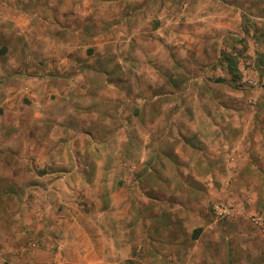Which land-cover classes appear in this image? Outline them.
Returning a JSON list of instances; mask_svg holds the SVG:
<instances>
[{"label":"rangeland","instance_id":"1","mask_svg":"<svg viewBox=\"0 0 264 264\" xmlns=\"http://www.w3.org/2000/svg\"><path fill=\"white\" fill-rule=\"evenodd\" d=\"M9 184L15 261L264 264V0H0Z\"/></svg>","mask_w":264,"mask_h":264},{"label":"crops","instance_id":"2","mask_svg":"<svg viewBox=\"0 0 264 264\" xmlns=\"http://www.w3.org/2000/svg\"><path fill=\"white\" fill-rule=\"evenodd\" d=\"M44 128V127H43ZM5 173H1L3 175ZM15 191L12 189V186H7L5 188H0V201H3L2 208L6 211L7 216L3 219L0 218V260L2 257V262H8V264H44V260L40 261L38 258L39 254L35 253L33 257L27 256L25 259H21V261H15L16 253L14 249V245L18 243L20 238L14 234L15 232V216H10V209L15 210L14 200H15ZM11 203V204H10ZM14 253V254H13ZM41 259V257H40ZM48 264V263H45Z\"/></svg>","mask_w":264,"mask_h":264}]
</instances>
